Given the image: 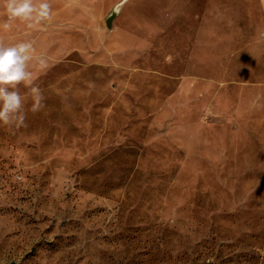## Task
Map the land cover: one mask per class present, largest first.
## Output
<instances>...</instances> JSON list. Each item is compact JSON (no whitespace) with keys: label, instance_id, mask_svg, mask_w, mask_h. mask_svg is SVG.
Segmentation results:
<instances>
[{"label":"rangeland","instance_id":"1","mask_svg":"<svg viewBox=\"0 0 264 264\" xmlns=\"http://www.w3.org/2000/svg\"><path fill=\"white\" fill-rule=\"evenodd\" d=\"M50 3L0 27L45 96L0 125V264H264L260 0Z\"/></svg>","mask_w":264,"mask_h":264},{"label":"clouds","instance_id":"2","mask_svg":"<svg viewBox=\"0 0 264 264\" xmlns=\"http://www.w3.org/2000/svg\"><path fill=\"white\" fill-rule=\"evenodd\" d=\"M2 3L8 14V21L0 26L3 28H11L12 22L18 19L29 29L43 30L46 23L53 19L50 0H2ZM121 8L122 3H117L114 12L119 13ZM34 54L31 41L6 44L0 39V125L16 129L27 127L25 96L21 94V85L29 90L33 114L45 107L42 89L35 84L36 77L29 70V62ZM38 62L42 67L47 66L44 58H38Z\"/></svg>","mask_w":264,"mask_h":264},{"label":"water","instance_id":"3","mask_svg":"<svg viewBox=\"0 0 264 264\" xmlns=\"http://www.w3.org/2000/svg\"><path fill=\"white\" fill-rule=\"evenodd\" d=\"M120 13V12H119ZM119 13H115L114 10L111 15L107 18V27L112 29L114 26V20L119 15Z\"/></svg>","mask_w":264,"mask_h":264},{"label":"crops","instance_id":"4","mask_svg":"<svg viewBox=\"0 0 264 264\" xmlns=\"http://www.w3.org/2000/svg\"><path fill=\"white\" fill-rule=\"evenodd\" d=\"M260 7H261V11H262V14L264 16V0H260ZM258 26H259V30L262 31V28H261V25L259 24V22L257 23Z\"/></svg>","mask_w":264,"mask_h":264}]
</instances>
